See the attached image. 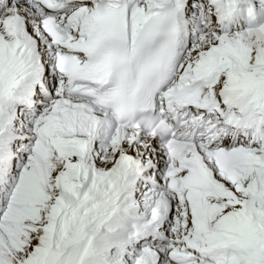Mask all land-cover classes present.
<instances>
[{"label":"snow or ice","instance_id":"6c2138e0","mask_svg":"<svg viewBox=\"0 0 264 264\" xmlns=\"http://www.w3.org/2000/svg\"><path fill=\"white\" fill-rule=\"evenodd\" d=\"M0 264H264V0H0Z\"/></svg>","mask_w":264,"mask_h":264}]
</instances>
